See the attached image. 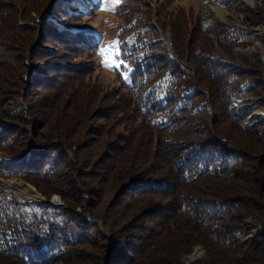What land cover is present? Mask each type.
<instances>
[{"label": "trees", "instance_id": "16d2710c", "mask_svg": "<svg viewBox=\"0 0 264 264\" xmlns=\"http://www.w3.org/2000/svg\"><path fill=\"white\" fill-rule=\"evenodd\" d=\"M166 4L120 0L129 81L119 71L122 106L112 109L123 118H112L82 85L67 90L86 68L72 52L96 49L84 29L44 10L36 26L0 0V180L20 178L64 206L31 208L0 185V264H182L197 245L196 264H264V134L245 123L264 108L263 64L258 53L214 52L191 15L166 24ZM78 5L61 7L68 17ZM238 98L253 104L235 114ZM248 219L260 228L245 238Z\"/></svg>", "mask_w": 264, "mask_h": 264}, {"label": "rangeland", "instance_id": "374dc122", "mask_svg": "<svg viewBox=\"0 0 264 264\" xmlns=\"http://www.w3.org/2000/svg\"><path fill=\"white\" fill-rule=\"evenodd\" d=\"M7 1L11 2V4L16 7L15 9L17 11L22 12L23 18L27 17L28 19L33 20L36 23V26L41 25L42 20L40 19L39 13L44 10L46 18L55 22L57 25H63L65 22H69L70 24L77 26L76 28L79 27L80 29H84V33L87 34L84 36L89 40V42L90 40H92V42L95 41L97 44L96 49L93 56H90L87 53H80L78 51L75 53L72 52V54L76 57L74 60H72L71 57L70 61L72 64L86 66V68L84 71L75 70L68 75L70 79H77L76 81H71L72 85L71 87H68L67 90L76 85L77 87L74 92H78V86L82 85L85 97L92 99V101L95 99V103H93V105L96 110L100 106H105L109 109L110 113L113 114L112 118H123L122 115L118 113L116 108L112 109V107H117L119 105L122 106V103L118 98L124 94L123 89L120 87L119 80L116 79L119 71L121 70H113L112 68L113 57L111 47L118 44L115 50L120 52L119 46L123 37H125V34L121 33L122 16L118 13L117 9L120 4V0H76L79 2V5L78 7L73 8L80 14L68 17L67 14L63 13L61 5H65V7L68 8L70 0ZM164 1L167 2L166 7L163 10L165 12L163 15L166 16V19L164 20L166 21V24L169 23L168 20H170L169 18L171 16L174 19V16L176 15V18H179L182 20V23H185L186 20H190L189 15H191V18L202 20L205 28L208 29L202 32L205 34L201 33L199 36H201L200 39H204V41H206L207 45L212 47L214 52L226 58H229L230 56L242 58L258 53L260 58V52L264 49V0H258L256 2H254V0ZM148 6L150 12H152V20L155 21L154 14L157 10L154 7L155 4L149 3ZM214 7L221 10V18H219L214 12ZM185 17L188 18L185 20ZM162 21L163 20H161V22ZM182 25L188 29V26L185 24ZM170 26L171 25H167L166 28L171 31ZM190 26L196 29L195 24H190ZM39 30L40 29L38 27L37 31L35 30V42L39 40ZM65 39H69V37L67 36ZM225 40L236 42V45L227 46L223 44V41ZM46 46L53 49L59 48V50L55 52L56 55H60L62 52H65L64 48L60 49V45L54 40H51L50 43H46ZM101 48L104 50V56L99 54V49ZM105 60L109 62V67L107 68L104 66ZM39 63L40 62H37L33 65V67H38ZM123 65H125L124 61ZM123 65L121 68H123ZM120 76L124 82L128 83L129 77L126 70H122ZM115 92L118 93V95H115ZM80 93L82 92L80 91ZM2 101H5L4 103L6 105L5 97L2 98ZM15 102L20 106L22 105L20 99L15 100ZM252 104V101L238 98L231 102L229 110L231 109L235 114H238L243 111H247ZM20 109L21 107H18L16 109L17 112L20 111ZM262 113H264V108L251 110L245 122L246 125L259 122L262 125V131L260 134H264V117H262ZM130 118L136 117L133 115L127 117V121L130 120L129 122L133 123L134 120ZM0 185L13 190L17 200H22L28 203L31 208L41 209L45 205L43 200L40 198L42 193L29 182L20 178H9L1 179ZM7 193L8 196L11 195L9 191H7ZM52 196H57L59 198V202L61 203L59 206L64 207L58 194H52L50 198ZM36 199L38 202H36L37 204H34ZM39 201L41 202L39 203ZM77 210H80V208H77ZM87 212L88 211H85L83 214L86 216ZM250 220L251 219L247 220L248 223L246 225L245 238L253 236L260 228L259 223ZM203 254L204 249L202 246L197 245L194 247V250L184 258L182 264H196L197 260L200 259ZM54 264L62 263L57 262Z\"/></svg>", "mask_w": 264, "mask_h": 264}, {"label": "water", "instance_id": "95a60500", "mask_svg": "<svg viewBox=\"0 0 264 264\" xmlns=\"http://www.w3.org/2000/svg\"><path fill=\"white\" fill-rule=\"evenodd\" d=\"M260 59L264 67V49L260 52ZM261 115L262 117H264V113H262ZM40 196L44 204H48L49 206H56V207L61 205V203L59 202V198L57 196H52L50 199H45L42 195ZM86 216L89 222H92V223L97 222L99 224V228L102 234L107 235L109 238H111L110 234L102 228V223L99 220L92 218L88 212L86 213Z\"/></svg>", "mask_w": 264, "mask_h": 264}, {"label": "snow or ice", "instance_id": "6c2138e0", "mask_svg": "<svg viewBox=\"0 0 264 264\" xmlns=\"http://www.w3.org/2000/svg\"><path fill=\"white\" fill-rule=\"evenodd\" d=\"M118 46H111L112 47V57H113V63H112V68L113 70H127V65H123V60H122V53L117 52L115 48ZM99 54L104 56V50L103 48L99 49ZM123 65V69H121V66ZM104 66L107 68L109 67V62L105 60Z\"/></svg>", "mask_w": 264, "mask_h": 264}, {"label": "bare ground", "instance_id": "6f19581e", "mask_svg": "<svg viewBox=\"0 0 264 264\" xmlns=\"http://www.w3.org/2000/svg\"><path fill=\"white\" fill-rule=\"evenodd\" d=\"M256 1H258V0H254V2H256ZM213 10H214V12L218 15V17L219 18H221V16H222V12H221V10H219V9H217V8H213ZM40 197V196H39ZM41 198V197H40ZM42 199V198H41ZM36 202H38V200L36 199L35 201H34V204H37ZM41 201H39V203H40ZM44 203V202H43Z\"/></svg>", "mask_w": 264, "mask_h": 264}]
</instances>
